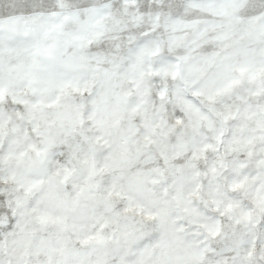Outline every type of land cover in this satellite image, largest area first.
Listing matches in <instances>:
<instances>
[{
    "label": "snow or ice",
    "instance_id": "1",
    "mask_svg": "<svg viewBox=\"0 0 264 264\" xmlns=\"http://www.w3.org/2000/svg\"><path fill=\"white\" fill-rule=\"evenodd\" d=\"M0 264H264V0H0Z\"/></svg>",
    "mask_w": 264,
    "mask_h": 264
}]
</instances>
